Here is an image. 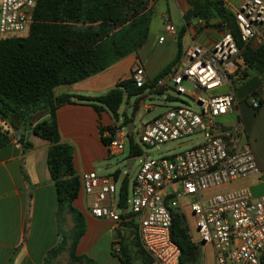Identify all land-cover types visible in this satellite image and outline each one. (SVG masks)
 I'll use <instances>...</instances> for the list:
<instances>
[{
	"label": "built area",
	"instance_id": "1",
	"mask_svg": "<svg viewBox=\"0 0 264 264\" xmlns=\"http://www.w3.org/2000/svg\"><path fill=\"white\" fill-rule=\"evenodd\" d=\"M34 5L35 0H0V33H28ZM232 12L240 39L256 46L264 44V0H240ZM194 22L204 25L205 19L196 16ZM215 27L219 35L211 45L192 39L175 66L160 76L149 77L141 64H135L130 74L136 86L146 85L136 98L137 105L146 110L157 104L145 97L157 94L165 103L177 97L172 91L190 96L193 106L184 102L170 105L141 121L139 129L134 124L131 133L126 122L122 129L115 120L113 131L103 128L101 134L110 136L107 146L111 152L122 151L129 136L140 148L133 131L148 146L196 132L203 140L169 156L140 159L125 206L118 203L114 174L90 169L79 175L80 190L94 195L90 203L93 215L115 222L134 220L138 241L148 257L146 264H183L170 232L175 209L185 216L194 241L211 244L214 264H264V192L254 195L249 186L241 185L209 193L232 179L261 172L254 151L241 142V123L226 129L216 121L233 109L234 85L246 70L236 64L240 47L226 21ZM164 28L166 33L175 32L168 15H164ZM251 103L256 106L259 102L251 99ZM140 153L141 149L133 162ZM187 210L194 217V227L186 217Z\"/></svg>",
	"mask_w": 264,
	"mask_h": 264
},
{
	"label": "crops",
	"instance_id": "2",
	"mask_svg": "<svg viewBox=\"0 0 264 264\" xmlns=\"http://www.w3.org/2000/svg\"><path fill=\"white\" fill-rule=\"evenodd\" d=\"M165 1L167 11L162 8L159 19H150L147 37L136 52L125 55L81 80L60 84L54 88V92L97 96L119 79L130 76L135 64H141L149 77H155L175 56L178 39L182 53L192 39L209 45L218 37L219 31L215 25L195 26V17L185 25L183 13L191 6L188 0H171L179 10L180 21L173 19L172 7L167 3L168 0ZM223 1L232 10L240 0ZM155 2L159 0H148V6L153 7ZM164 15H168L175 26L172 34L165 32ZM183 25L185 30L179 36ZM155 30L158 34H155ZM165 33L166 36L159 39ZM1 37L3 34L0 33ZM236 64L239 68H245L246 75L234 85L233 109L219 115L227 117L231 114L234 120L225 124L216 121L226 129H232L238 121L241 123V142L252 148L261 172L232 179L225 186L232 188L247 185L254 195H258L264 192V69H251L244 65L239 55ZM251 99L257 100L258 105L253 106ZM49 115L50 109L45 107L31 113L24 122H15V125L0 117V131L8 135V140L0 146V264H44L48 250L61 240L63 247L53 257L51 264H121L116 253L102 251L101 248L107 240L122 233L124 236L127 233L125 239L128 240L135 230L133 225H129V221L115 222L107 217L93 215L90 203L94 195L80 189L72 204L83 215L85 231L75 252L86 257L73 259L69 255L74 219L68 205L58 202L56 185L47 162L50 142L33 130L34 123ZM56 121L61 141L72 145L75 172L80 175L90 169L97 171L96 168L111 153L107 143L101 139L103 128L115 123L109 110L104 106L96 108L91 100L73 97L57 106ZM29 142L30 145L27 144ZM130 158L127 156V160ZM119 187L120 184L118 191ZM202 250L201 262L208 264L206 252L204 248ZM212 258L214 264L213 249ZM147 261L148 257L142 260V264Z\"/></svg>",
	"mask_w": 264,
	"mask_h": 264
},
{
	"label": "trees",
	"instance_id": "3",
	"mask_svg": "<svg viewBox=\"0 0 264 264\" xmlns=\"http://www.w3.org/2000/svg\"><path fill=\"white\" fill-rule=\"evenodd\" d=\"M188 2L191 6L183 13L185 25L196 16L205 19V24L213 18L217 19L213 25L226 21L237 39L239 56L244 65L255 70L264 69V44L256 46L240 39L233 12L223 0ZM150 9L148 0H35L28 33L0 38V117L15 125L17 121L24 122L39 109H50L49 117L34 123L33 130L50 142L47 162L56 185L58 202L68 205L74 219L68 246L73 259L86 257L75 252L85 231L83 215L72 204L80 189V177L73 167L72 145L61 141L56 108L73 97L91 100L96 108L106 107L115 122L123 99L141 92L146 85L136 86L132 77L128 76L94 97L68 92L56 94L54 88L81 80L136 52L147 37ZM185 25L181 27L179 36ZM180 55L181 43L178 39L175 56L155 77L175 66ZM137 106L136 99L134 108ZM114 125H106V128L112 132ZM101 139L108 143L110 136L101 135ZM7 140L8 135L0 131V146ZM139 152L140 148L133 144L129 136L127 156L133 157ZM113 174L117 177L118 173ZM126 194L127 177L124 176L118 191L120 206L126 205ZM170 232L180 248V262L202 264L200 244L189 235L184 215L177 209L173 211ZM119 244L116 254L120 263L130 264L129 240L125 239L124 233L120 234ZM136 244H140L138 240ZM62 247V240L51 247L44 264H51Z\"/></svg>",
	"mask_w": 264,
	"mask_h": 264
},
{
	"label": "rangeland",
	"instance_id": "4",
	"mask_svg": "<svg viewBox=\"0 0 264 264\" xmlns=\"http://www.w3.org/2000/svg\"><path fill=\"white\" fill-rule=\"evenodd\" d=\"M167 3L169 4V6L172 7L173 19L174 20L178 19L180 21L181 16H180L179 10L171 3V0H168ZM162 8L166 10L165 0H159V2H155L153 4V7H151L150 9V16H151L150 19L153 18L154 21H156V19H159V13L161 12ZM216 20L217 19H210L207 25L213 24ZM195 26H199V25H197L196 23ZM155 34H158L157 30H155ZM172 93L176 94L177 97L168 99L165 103L161 101L160 97L157 94H151L145 97V101L153 102L157 104L154 109H150V110H146L145 107L141 104L138 105L136 108H134V102L138 96V93L130 95L128 98L123 99L122 103L120 104L119 109H118V116H117V119H115L116 123L121 124L122 129H124L125 128L124 127V117H126L127 120L129 119L133 120V123L135 124V127H136L135 130H137L141 126V121H146L150 119L152 116H154L157 113L162 112L170 105L180 104L181 102L188 103L190 105L194 103L193 99L188 95L186 96L183 94H177L174 91H172ZM126 102H128L129 104H126ZM216 120L222 122V124H225L227 122H233L234 115L230 114V115H227V117L217 116ZM132 136L140 144L141 153L138 155V157H135V160L131 166H128L127 164L128 139H125L123 150L119 152H111L109 156L106 158V160L103 161L100 164V166L96 168L97 172L100 174H112L117 171L118 173L117 180L115 182V185L117 188L120 182L122 181V179L124 178V176H126L127 177V194H126L127 198H129L131 195V182L136 173L138 162L140 161V159H142L143 157L156 158L160 156H169L170 154L182 151L203 140L202 134H200L199 132H196V133L181 135L174 139H169L163 142H159L155 145L148 146V145L142 144L139 141V134L136 131H133ZM227 188H229V186L227 185L225 186V184H223L219 187H214L210 189L209 193L221 191ZM185 214L188 220L190 221L191 226L194 227V217L192 213L189 210H187ZM184 220L188 228V232H189V227H188V223H187L185 216H184ZM133 223H134V220L131 219L129 221V225L132 226ZM189 235H191L190 232H189ZM128 240H129L130 253L132 255L131 264H142V260L144 258L145 260H147V257L141 245L136 244V240L138 239H137V234L135 230L133 231V234H131L128 237ZM119 241H120V234L116 235L115 238L113 239L107 240V242L101 248L103 249L102 251L106 250L109 253L115 254L116 249L120 245ZM200 248H201L202 253H204L202 250L204 248L206 252L205 259L208 262V264H212L213 258H212L211 244L205 243L204 245H200Z\"/></svg>",
	"mask_w": 264,
	"mask_h": 264
},
{
	"label": "water",
	"instance_id": "5",
	"mask_svg": "<svg viewBox=\"0 0 264 264\" xmlns=\"http://www.w3.org/2000/svg\"><path fill=\"white\" fill-rule=\"evenodd\" d=\"M133 125H134L133 120L129 119L126 121V128L128 129L129 133L132 132ZM132 162H133V157H131L130 159L127 160L128 166H130L132 164ZM126 234H125V236H126Z\"/></svg>",
	"mask_w": 264,
	"mask_h": 264
}]
</instances>
